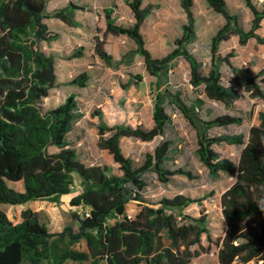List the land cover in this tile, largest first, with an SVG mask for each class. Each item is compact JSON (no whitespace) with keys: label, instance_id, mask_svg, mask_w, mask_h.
I'll return each instance as SVG.
<instances>
[{"label":"trees","instance_id":"1","mask_svg":"<svg viewBox=\"0 0 264 264\" xmlns=\"http://www.w3.org/2000/svg\"><path fill=\"white\" fill-rule=\"evenodd\" d=\"M144 0H126L135 23L131 27L116 25L112 13L106 10V33L127 36L136 45L135 53L144 59L147 72L156 78L168 76L173 63L184 58L190 65V84L204 87L208 99L232 107L242 98L241 90L252 99L264 103V69L252 76L249 67H235L229 54H219L220 45L231 36H239L240 44L251 39L264 46V37L258 34L264 21L262 8L253 0H244L253 15L252 26L245 31L237 15L231 14L225 0H206L209 6L226 20L211 42V68L203 72V64L188 50L196 39L194 1L182 0L187 16L182 36L175 41V49L163 58H154L145 46L141 28L154 7L142 8ZM49 0H0V264H64L71 260L79 264H193L192 247L201 243L208 234L207 217H184L181 220L172 209H184L199 202L178 195L164 198L159 207L146 204L143 192L147 188L144 175L154 172L162 183H169L177 174L191 177L182 169L169 170L165 164L171 150L170 141H163L153 153L146 154L142 166L135 167L123 149V141L134 138L152 142L163 137L171 122L165 108V97L157 94L151 129L131 126L109 127L100 118L99 148L107 151L119 171L111 174V167L87 166L71 148L69 134L82 117L75 95L55 109L44 110L43 101L57 86L56 58L43 50V43L56 41L46 20ZM73 3L57 11L55 18L72 24ZM96 54L105 63L112 56L98 41ZM79 56L82 53H78ZM75 57H78L75 56ZM228 66L234 74L233 86L223 84L221 67ZM142 81L141 76H136ZM87 74L73 83L85 86ZM172 102L189 122L198 129L196 154L212 177L221 174L237 176L236 183L221 197L226 231L217 242L218 264L255 262L264 264V223L255 220L264 215V113H259L258 125H252L248 138L244 135L210 136L209 130L241 125L242 117L222 115L210 121L203 120L198 111L203 101L187 105L180 94L170 95ZM254 112V111H253ZM221 143L244 146L238 164L221 159L214 146ZM80 180V193L71 198L70 205L86 211L74 215L77 224L65 227L59 234L50 231L49 221L42 212L26 210L18 224L10 221L6 206H20L29 202L49 201L60 203L64 196L73 193L75 180ZM22 183L23 191L10 184ZM132 202L141 205L136 216L128 218L127 206ZM88 213V215H87ZM66 239L82 250L59 252L53 239Z\"/></svg>","mask_w":264,"mask_h":264},{"label":"rangeland","instance_id":"2","mask_svg":"<svg viewBox=\"0 0 264 264\" xmlns=\"http://www.w3.org/2000/svg\"><path fill=\"white\" fill-rule=\"evenodd\" d=\"M182 0H144L142 8L148 5L154 7L141 28L146 48L154 58H163L175 49L176 39L182 36L183 26L187 16L182 7ZM193 12L196 18V39L189 44L190 53L203 64V72L208 74L211 68L212 38L222 29L226 20L217 14L206 0H193ZM233 15L239 18V25L245 31L252 26L253 15L244 0H225ZM260 9L263 0H253ZM73 3L81 9L75 10L72 24L55 18L54 14ZM112 10L116 25L131 27L135 23L134 14L126 0H49L46 20L50 31L58 36L56 41L43 43V50L56 58L57 86L50 91L43 101V109H55L62 105L68 96L75 95L82 117L75 123L69 134L71 148L76 151L80 160L87 166L103 165L111 167V174L119 171L112 156L99 148L98 112L103 114V121L109 127L131 126L151 129L154 125L153 114L157 94L165 97V108L171 117L170 125L163 137L152 142H142L134 138L123 141V149L130 157L135 167H140L146 154L153 153L163 141H170L171 150L165 164L169 170L182 169L191 177L177 174L169 183H162L158 175L148 172L144 175L147 188L143 192L146 204L159 207L162 199H172L183 195L195 201L187 208L172 209L180 220L184 217H207L208 234H203L201 243L193 246L195 257L193 264H218L217 242L226 231V222L222 214L221 197L237 180V176L221 174L212 177L209 170L199 160L198 129L170 101V95L180 94L187 105H195L198 100L203 104L198 114L205 121L218 116L231 115L244 119L241 125H230L225 128L209 130L210 136L244 135L252 125L259 124V113H264V103L252 99L250 94L241 90L242 98L232 107L221 102L212 101L204 93V87L194 88L190 84V65L184 58H178L172 65L168 76L156 78L151 76L145 67L142 56L135 53L136 45L127 36H116L106 33L105 11ZM258 34L264 37V23ZM98 41L103 42L105 51L112 56V63H105L96 54ZM78 53H82L79 56ZM219 54L225 57L229 54L232 64L237 67H249L252 76L264 69V46L251 39L246 45H241L239 36L233 35L220 45ZM78 57H75L77 56ZM222 81L226 86H233L234 74L231 69L221 67ZM88 75L85 86L74 84L73 81L82 74ZM142 81H137L136 76ZM264 89V85H263ZM254 111V112H253ZM244 146L221 143L214 146V151L221 159L238 164ZM76 188L68 196L61 198L60 203L49 201L29 202L20 206H6L7 215L14 224L22 220L26 210L42 212L49 221L50 231L59 234L65 227L77 224L74 215L85 214L80 208L70 205L71 198L80 193V180H75ZM17 191H23L22 183L10 184ZM141 204L132 202L127 206L126 215L133 217L141 209ZM256 225L264 223V215L255 220ZM59 252L65 250H82L81 245L70 244L68 240L56 237L53 239ZM91 261L83 264H90ZM22 264H30L25 259ZM42 264H53L44 260ZM64 264H79L68 260ZM100 264H105L103 261ZM234 264H240L238 261ZM248 264H256L251 262Z\"/></svg>","mask_w":264,"mask_h":264},{"label":"built area","instance_id":"3","mask_svg":"<svg viewBox=\"0 0 264 264\" xmlns=\"http://www.w3.org/2000/svg\"><path fill=\"white\" fill-rule=\"evenodd\" d=\"M76 188V186L75 187H72V189L74 190ZM87 215H88V213H87ZM128 216V218H132L133 216L132 215H127Z\"/></svg>","mask_w":264,"mask_h":264},{"label":"clouds","instance_id":"4","mask_svg":"<svg viewBox=\"0 0 264 264\" xmlns=\"http://www.w3.org/2000/svg\"><path fill=\"white\" fill-rule=\"evenodd\" d=\"M262 210H264V209H262Z\"/></svg>","mask_w":264,"mask_h":264},{"label":"crops","instance_id":"5","mask_svg":"<svg viewBox=\"0 0 264 264\" xmlns=\"http://www.w3.org/2000/svg\"><path fill=\"white\" fill-rule=\"evenodd\" d=\"M263 23H264V21H263Z\"/></svg>","mask_w":264,"mask_h":264}]
</instances>
